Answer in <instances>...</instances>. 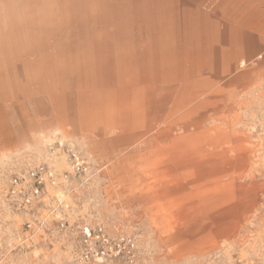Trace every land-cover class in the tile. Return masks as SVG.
<instances>
[{
	"label": "bare ground",
	"instance_id": "obj_1",
	"mask_svg": "<svg viewBox=\"0 0 264 264\" xmlns=\"http://www.w3.org/2000/svg\"><path fill=\"white\" fill-rule=\"evenodd\" d=\"M39 1L7 51L39 57L40 116L103 168L106 212L146 219L168 261L264 264V59L226 83L264 48L254 0Z\"/></svg>",
	"mask_w": 264,
	"mask_h": 264
},
{
	"label": "rangeland",
	"instance_id": "obj_2",
	"mask_svg": "<svg viewBox=\"0 0 264 264\" xmlns=\"http://www.w3.org/2000/svg\"><path fill=\"white\" fill-rule=\"evenodd\" d=\"M262 1L249 6L260 16ZM39 2L0 0V264H234L221 252L168 261L146 219L114 208L106 212L103 168L78 136L58 132L51 114L40 116L39 102L49 97L51 86L38 72L39 57L7 51L22 10ZM220 23L215 18L218 31ZM255 25L246 32L254 33ZM242 54L226 79L229 90L240 72L259 69L264 48L248 47ZM39 167L42 184L32 197L35 185L28 174ZM17 177L23 178L22 195L13 198L10 187Z\"/></svg>",
	"mask_w": 264,
	"mask_h": 264
},
{
	"label": "built area",
	"instance_id": "obj_3",
	"mask_svg": "<svg viewBox=\"0 0 264 264\" xmlns=\"http://www.w3.org/2000/svg\"><path fill=\"white\" fill-rule=\"evenodd\" d=\"M76 165H77L78 170H80V168H82L81 165L79 164V162H77ZM43 174H44V169L42 167L34 169L28 174V179L33 181V184L35 185V186H33L32 197H37L39 195V187L38 186L40 184H42ZM22 181H23V178H19V177L14 178L12 180L11 187H10V195L13 198H17V197H20L22 195V186H21ZM25 203L29 204L30 199H27L25 201Z\"/></svg>",
	"mask_w": 264,
	"mask_h": 264
},
{
	"label": "crops",
	"instance_id": "obj_4",
	"mask_svg": "<svg viewBox=\"0 0 264 264\" xmlns=\"http://www.w3.org/2000/svg\"><path fill=\"white\" fill-rule=\"evenodd\" d=\"M260 21H261V24L262 27H264V0L262 1V6H261V16H260Z\"/></svg>",
	"mask_w": 264,
	"mask_h": 264
}]
</instances>
